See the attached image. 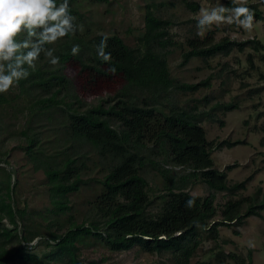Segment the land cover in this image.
Masks as SVG:
<instances>
[{
  "label": "rangeland",
  "instance_id": "374dc122",
  "mask_svg": "<svg viewBox=\"0 0 264 264\" xmlns=\"http://www.w3.org/2000/svg\"><path fill=\"white\" fill-rule=\"evenodd\" d=\"M217 2L76 0L78 12L88 28L89 39L95 35H116L126 46L133 48L138 45L144 32L147 12L169 23L165 30L166 38L170 40V45L166 47L170 76L178 84L200 86L194 92L171 88L168 100L160 101L164 108L162 111L167 112L168 105L172 103L200 114L198 123L211 144L210 157L214 168L225 173L228 185L242 184L241 188L230 194V191L212 190L193 177L183 180L188 170L167 166L157 149H153V152L143 149L142 152L156 162L155 166L168 171V179H165L164 174L153 170L152 165H145L149 214L159 210V196L167 193L169 180H174L179 188L193 196L205 198L211 195L217 212L215 220H221L220 212L228 200L248 199L242 207L243 212L250 204L264 202V51H253L250 46L239 51L232 46L227 54L217 53L212 57H195L187 61L183 59L191 41H204L207 44L226 38L239 43L253 39L264 45V21H254L255 27L251 34L235 25L222 24L219 27L213 25L202 37L197 36L199 9L215 7ZM230 2L219 0L226 7H230ZM247 3L255 4L264 15V5L260 0H247ZM195 4L197 10L189 6ZM83 29L80 26L78 32ZM37 68L40 73H44L56 71L58 66L48 64L41 57ZM61 72L70 81V86L67 92L60 91L56 97L60 102L51 110L36 115L33 111L29 113L32 102L39 97L50 96V93L43 94L29 83L33 77L27 79L22 89H16L15 86L2 94L7 102L0 104V180L4 182L6 176L10 175V199H6V202L13 206L19 216L17 236L29 238L25 251L37 253L39 257L51 250V247L46 248L42 243L48 230L62 234L73 224L87 226L93 221L92 204L99 192L95 180L102 175L100 166L95 168L92 164L96 158L91 154L94 162H89V169L82 177L87 183L81 184L78 191L66 195L64 202L67 209L52 212L55 205L52 204L51 185L43 170L35 168L45 155L57 156L60 160L65 157V150L71 153L70 145L64 142L63 125L66 124L68 112L65 104L78 112L98 104L107 107V99H112L125 83L120 75H99L89 69L82 70L77 63H67ZM204 82L207 84L201 85ZM25 131L27 136L23 134ZM27 137L36 142L29 145ZM32 156L40 158L37 164L30 160ZM5 187V183L0 186L2 197H5ZM256 212L259 216H243L238 223L219 226L213 232L198 231L199 243L186 264H232L235 260L230 258L231 255L245 262L249 260L250 264H264V208ZM49 224L52 225L48 227ZM5 225L12 228L7 222ZM19 241L23 246L20 238ZM249 242L254 246L249 247ZM19 243L14 240L7 248ZM77 259L83 264H184L183 260L174 258L169 252L147 253L137 246L114 252L93 236L85 237L78 243ZM8 264L23 263L12 259Z\"/></svg>",
  "mask_w": 264,
  "mask_h": 264
},
{
  "label": "trees",
  "instance_id": "16d2710c",
  "mask_svg": "<svg viewBox=\"0 0 264 264\" xmlns=\"http://www.w3.org/2000/svg\"><path fill=\"white\" fill-rule=\"evenodd\" d=\"M229 5L234 6L231 2ZM189 6L197 10L196 4ZM248 6L255 11L254 21H264V15L255 4ZM70 8L75 17L74 23L84 29L54 45V55L60 58L56 65L58 69L44 73H40L39 68L30 70V75L15 88L22 89L27 79L33 77L29 82L31 85L39 88L43 94L50 93L47 98L39 97L29 105V113L33 111L36 115L51 110L60 102L56 98L60 91H68L70 81L61 72L67 63H77L82 70L89 69L99 75L112 74L123 78L124 86L112 99H107V107L98 104L78 112L65 104L68 112L66 124L63 125L64 142L70 145L71 153L65 150V157L60 160L53 155H45L43 161L36 156L30 159L36 164L39 161L35 169L43 170L51 185L50 194L55 205L52 212H59L67 209L64 202L66 195L78 191L81 184L87 183L82 177L89 169V162H94L91 154L95 156L96 163L92 164L95 168L100 166L102 175L95 180L99 192L92 204L94 218L87 226L73 224L62 234L48 230L42 243L51 250L42 258L37 253H27L25 244L29 238L17 236L19 216L13 206L6 202V199H10V175H7L4 182L0 180V186L4 183L6 186L5 197L0 196V264H8L12 259H18L23 264H83L77 259L78 243L89 236L99 239L114 252L137 246L147 253L169 252L186 264L199 243L198 231L213 232L219 226L238 223L243 216H259L256 211L264 208V202L250 204L243 212L242 207L248 199L228 200L220 212L221 220H215L217 212L211 195L205 198L193 196L179 188L174 180H169L167 193L159 196V210L149 214L145 165H152L153 170L164 174L165 179H168V171L155 166L156 162L143 153V149L146 152L157 149L167 166L188 170L183 180L193 177L212 190L230 191V194L241 188L242 184L228 185L225 173L214 168L210 157L211 144L198 123L200 114L172 103L168 105L167 112L162 111L164 108L160 101L168 100L171 88L194 92L200 86L178 84L170 76L166 61V47L170 45V40L166 38L165 30L169 23L147 12L145 29L138 45L131 48L118 36H107L105 51L110 52L111 56L104 61L96 55V46L103 35L89 39L88 28L78 12L76 0H70ZM73 44L80 45L76 55L70 51ZM189 46V50L183 54L184 61L195 57L208 58L217 53L227 54L232 46L239 51L245 46H250L253 51H264V45L253 39L235 43L225 38L207 44L197 40L191 41ZM262 59L264 61V56ZM6 102L0 94V104ZM23 134L27 136L26 131ZM35 142V139H30L28 143L32 145ZM190 198L194 199V204L188 208L186 201ZM4 222L12 228H8ZM14 240L19 245L7 248ZM230 258L235 260L232 264H250L249 260L245 262L233 255Z\"/></svg>",
  "mask_w": 264,
  "mask_h": 264
},
{
  "label": "clouds",
  "instance_id": "9594fccd",
  "mask_svg": "<svg viewBox=\"0 0 264 264\" xmlns=\"http://www.w3.org/2000/svg\"><path fill=\"white\" fill-rule=\"evenodd\" d=\"M264 4V0H260ZM232 7L217 2L215 7H201L196 19V34L204 36L213 25H235L251 34L255 24V11L247 0H231ZM70 0H0V94L26 79L30 70L37 69V62L43 57L50 65L59 63L54 55V45L68 36H74L79 27L74 23ZM106 35L96 46V55L104 61L110 59L106 52ZM79 44L71 46V54L76 55ZM194 199L186 201L191 208ZM249 247L254 244L249 242Z\"/></svg>",
  "mask_w": 264,
  "mask_h": 264
}]
</instances>
